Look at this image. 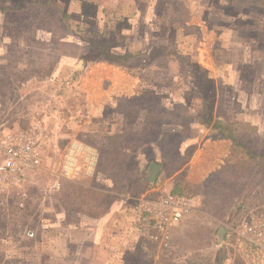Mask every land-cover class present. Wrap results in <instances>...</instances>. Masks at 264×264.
Listing matches in <instances>:
<instances>
[{"label": "rangeland", "instance_id": "rangeland-1", "mask_svg": "<svg viewBox=\"0 0 264 264\" xmlns=\"http://www.w3.org/2000/svg\"><path fill=\"white\" fill-rule=\"evenodd\" d=\"M172 131L210 139L201 159L222 173L185 191L201 194L200 211L220 221L191 218L157 241L129 229L130 238L100 251L82 237L66 241L59 228L56 239L55 224L105 215L91 203L97 193L108 202L139 196L147 188L140 166L162 164L177 142ZM72 138L102 148L97 174L112 191L90 175L65 176L77 160L61 154ZM5 139L36 142L42 160L19 186L0 190V264H215L220 249L223 264H264V247L242 234L264 215V158L249 156L264 155V0H0Z\"/></svg>", "mask_w": 264, "mask_h": 264}, {"label": "crops", "instance_id": "crops-1", "mask_svg": "<svg viewBox=\"0 0 264 264\" xmlns=\"http://www.w3.org/2000/svg\"><path fill=\"white\" fill-rule=\"evenodd\" d=\"M206 130H208V128ZM169 134V138L176 139L175 141L177 142H174L171 145H166V147H169L167 150L166 147L165 150L163 149L162 154L160 155L161 157H164V161L162 160V164L159 165L158 163H153V161H148V163H146L145 161L144 163L142 161L144 165L140 166V168L143 166L146 168L147 172L145 173L144 181H146L147 188L144 189L139 196L130 199V196L121 197L120 193H117L115 191L111 192V194L120 196L121 198L110 205L108 213L96 219L90 218L89 216L83 217V215H81V221L78 227H76L75 224H67L64 225V227L59 224H55V226L53 227V231L56 232V239L57 234L59 233L60 229H62V232H66V241L75 242L77 237H82V240H92L94 241V243H98L97 249L100 251L104 250V245L102 244L104 241L105 244L109 241V239H112V244H115L116 246L119 239L126 236L130 238L131 233L129 232V229H131L132 232L135 231L134 233H136L139 237H148L152 241H157L158 239L162 237L164 238L165 236L171 238V234L173 233L174 229L191 218L205 217L214 222L220 221V219L215 218L214 216H210L209 213L200 211L199 208H203L204 205V198L201 194L190 196L185 191L189 187L205 188L208 184L207 180H209L210 175L216 176L222 173V171L220 170V164H216L215 167H213L209 171V167L206 166L205 162L201 159L203 158L202 156L205 155L204 153H202L204 149H202L201 145H205L206 142L210 139H208L205 135L201 136L200 133L192 134L188 137L179 136L175 131H172ZM198 139L200 141L198 146H193V144L198 142ZM51 140L52 142H56L55 140H57V137H54ZM190 145H192V147ZM134 153L135 155H137L136 149ZM186 153H191V158H188V160L184 162V156L186 155ZM219 153L221 152H216L215 156H217ZM61 154H64V159L66 160V162H68L69 159H77L75 164L73 163L71 167H67V169H65L64 171L66 175L70 174V176L72 177H69V179L76 180L74 178L82 174L88 177L90 175L91 181L93 180L92 177H95L94 179L96 180V182L100 183L96 184L97 186L103 185V188H108V192L112 191V188H110L112 187L110 181H108L104 176L97 174V166L100 161L99 158L102 154V148L100 149L98 147L88 145L83 140L72 138L68 140L66 146L61 151ZM225 157L228 158V154L227 156L225 155ZM151 164H156L159 167L154 181L147 180ZM168 167H170V170H168ZM81 186H84V184H82ZM85 186L84 188H86ZM168 193L173 195H182L190 198L192 208L191 212L185 215L179 222L172 223L171 225L167 226L163 233H160L153 228L149 229L147 232H141L137 228L136 224L137 206H139L144 200L155 198ZM57 228H59V231L57 230ZM86 243L87 241L82 242L80 247L81 253L86 251ZM68 247H70V245H68ZM58 250L62 249L59 248ZM65 251H67V249H65ZM88 264L99 263H94V261H91V263Z\"/></svg>", "mask_w": 264, "mask_h": 264}, {"label": "built area", "instance_id": "built-area-1", "mask_svg": "<svg viewBox=\"0 0 264 264\" xmlns=\"http://www.w3.org/2000/svg\"><path fill=\"white\" fill-rule=\"evenodd\" d=\"M42 154L40 146L31 140L18 141L5 139L0 142V190L7 186H19L26 169H37L41 166ZM66 175V174H65ZM53 188L61 185L54 181ZM191 199L182 195L165 194L144 200L136 208V224L141 232L156 229L163 233L172 223L179 222L191 212ZM253 222V221H252ZM256 225L247 227L243 235L251 234L257 244L264 247V215L256 220ZM32 238L33 232L28 233Z\"/></svg>", "mask_w": 264, "mask_h": 264}, {"label": "trees", "instance_id": "trees-1", "mask_svg": "<svg viewBox=\"0 0 264 264\" xmlns=\"http://www.w3.org/2000/svg\"><path fill=\"white\" fill-rule=\"evenodd\" d=\"M211 115H206L205 117H204V119H203V121H202V123L204 124V125H206V126H208V124H210L209 122L211 121V117H210ZM160 123L158 122V121H153L152 123H149V130H150V134H153L154 132L152 131L153 129H155L156 128V126L157 125H159ZM145 126V125H144ZM220 126L221 125H219V124H217V122H215V125L212 127V129H216V130H218V131H220ZM144 129H146L145 127H144ZM146 132L148 133V131L146 130ZM146 132H145V134H146ZM167 134V133H166ZM165 134V135H166ZM164 134H163V132H160L158 135H156V136H158L157 137V140L159 141H161V139L159 138L160 136L162 137ZM168 135H170V134H168ZM168 135H166V136H168ZM175 135V134H174ZM223 136V135H222ZM230 137H228V138H231L232 139V141L233 142H236L237 143V139H236V137H234V136H232V135H229ZM139 138V137H138ZM139 139H141V138H139ZM143 142H146V138H144L143 139ZM252 149H254L255 147H251ZM246 152H249V150L247 149V151ZM259 152H257L256 154H254V153H251V152H249V156H251L252 158H254L255 156L257 157V156H260L261 158H264V155L263 154H258ZM122 155V154H121ZM78 189H80V191L81 190H84V188L83 187H77ZM87 192H89V193H92V194H94V193H97V192H94L93 190H87ZM63 195L66 197L65 199L64 198H62L61 197V199H62V201L63 202H67V203H69V201H71V197H72V194H69V193H67V191L66 190H64L63 191ZM82 197H81V199H82V201H83V203L82 204H84V203H86V200H87V198L85 197V196H83V195H81ZM96 199L92 202V199H91V203H96L97 204V211L98 212H102V211H105V214H106V212H107V210H109L108 208L110 207V205L113 203V202H116L117 201V199L116 198H112V200L110 201V202H108V195L106 196L105 194H98L97 193V196L95 197ZM102 200V201H104V203L102 204V206L100 205V203H99V201L98 200ZM89 200V199H88ZM88 205V204H87ZM81 212L83 213V212H85V211H83V210H81ZM104 214V212L103 213H100V215H103ZM225 262V256H224V250L222 251L221 249L217 252V260H216V263L215 264H223Z\"/></svg>", "mask_w": 264, "mask_h": 264}, {"label": "water", "instance_id": "water-1", "mask_svg": "<svg viewBox=\"0 0 264 264\" xmlns=\"http://www.w3.org/2000/svg\"><path fill=\"white\" fill-rule=\"evenodd\" d=\"M158 170H159L158 165H156V164H151V165H150V168H149V175H148V177H147V180H148V181H154V180H155V176H156Z\"/></svg>", "mask_w": 264, "mask_h": 264}]
</instances>
